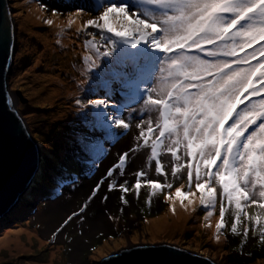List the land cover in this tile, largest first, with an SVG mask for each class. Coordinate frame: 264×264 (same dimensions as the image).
<instances>
[{
	"label": "snow or ice",
	"instance_id": "snow-or-ice-1",
	"mask_svg": "<svg viewBox=\"0 0 264 264\" xmlns=\"http://www.w3.org/2000/svg\"><path fill=\"white\" fill-rule=\"evenodd\" d=\"M96 3L98 15L85 18L84 6L80 5L68 13L66 24L56 25L58 35L75 26L77 37H92L84 42L90 55L83 57L81 75L85 79L80 84H87L93 96L101 91L103 95L86 103L76 99L78 112L90 131L102 132L111 143L129 134L134 122L139 130L134 137L137 143L119 154L107 177H114L117 169L123 176L129 154L141 148L150 150L148 164L154 161L156 175L164 177L161 183L141 169L134 173L135 183L130 187L128 180L117 185L112 179L108 191L118 188L121 202L127 203L124 194L134 191L139 196L141 188L147 186L149 197L163 194L173 212L177 199L182 207H186L184 199L189 205L198 199L206 210V220L219 200L215 242L227 239L222 231L228 223L227 212L232 216L230 232L241 237V245L249 232L264 242V0ZM40 10L42 14L51 11L57 19L62 15L43 3ZM43 23L52 26L54 21L44 18ZM90 29L99 32L93 34ZM12 51L15 54L14 47ZM116 94L121 97L119 102L113 99ZM250 97L260 98L253 102ZM154 123L159 134L150 137L143 125L153 133ZM116 129L123 131L117 134ZM106 152L100 139L77 137V161L94 168ZM166 164L170 165L173 182L168 180ZM70 175L75 187L78 177ZM185 176L188 190L182 192L185 185L181 184L172 191L175 180ZM104 182L102 178L79 211L54 229L53 241L74 217L83 219L81 213ZM66 183L63 176L57 178L55 191L59 193ZM196 192L200 193L198 198ZM102 199L107 200V196ZM251 206H256L252 215L248 211Z\"/></svg>",
	"mask_w": 264,
	"mask_h": 264
},
{
	"label": "rangeland",
	"instance_id": "rangeland-1",
	"mask_svg": "<svg viewBox=\"0 0 264 264\" xmlns=\"http://www.w3.org/2000/svg\"><path fill=\"white\" fill-rule=\"evenodd\" d=\"M41 3L49 9H56L62 15L57 19L51 15V11L42 14ZM9 5L15 24V54L7 73V82L14 92V106L24 119L30 136L39 142L42 169L38 175L43 176L45 182L53 184L57 178L63 176L68 183L59 193L49 185L38 183L29 189L31 201L17 200L12 210L0 222L5 227L0 230V264H98L104 257L120 248L138 243H171L182 247L192 245L196 251L205 252L209 254V259L220 260L222 264H264V242L260 241L258 234L253 236L249 232L246 242L241 245V237L233 236L230 232V212L226 213L228 223L222 230L227 239L222 237L221 242H215L219 200L210 217L214 220L209 218L202 221L206 210L198 204V199H193L191 205L188 204V199H184L183 204L186 207H182L177 199L173 212L169 209V202L164 201L163 194L150 198V189L147 186L141 188L139 196L134 191L124 194L127 203L121 202L118 188L108 191V183L112 179L116 180L117 185L128 180L130 187L135 183L134 173L141 169L146 170L149 177L159 179L161 183L164 177L156 175L154 161L148 164L147 154L150 150L144 148L129 154L123 176L116 171L114 177H107V170L118 163L119 154L128 151L137 143L134 137L139 134V130L135 128L134 122L129 134L120 135L117 141L111 143L103 139L102 132L90 131L78 112L76 99L80 98L86 103L88 99L103 95L101 91L98 96H93L87 90V84H80L85 79L81 75L83 57L90 55L84 48V42L92 37L87 34L77 37L75 26L58 35L60 29L56 25L66 24L68 13L75 12L76 6L80 5L84 6L87 14L85 18L98 15L96 0H9ZM44 18L53 19L54 24H44ZM90 31L93 34L99 32L98 29ZM57 40L60 41L59 44ZM69 86H72L69 90L75 92L74 94L67 89ZM47 91L53 92L51 98L50 94L47 97ZM259 98L249 99L258 102ZM113 99L119 102L121 97L116 94ZM238 107L242 109L244 105ZM258 123L259 121L257 125ZM155 127L154 123L153 133H148L147 124L143 125L145 134L150 137L158 135ZM253 127L255 125L250 126ZM122 131L116 129L117 134ZM78 136L103 141L107 152L94 168L88 165L83 170L87 164L76 160ZM139 143L142 144L143 140ZM165 171L169 182H173L170 165L166 164ZM70 174L78 177L75 187H72L73 177ZM102 178L105 182L97 196L88 202L87 208L81 213L83 219L74 217L53 241L51 233L54 229L72 212L79 211L91 194V189ZM181 184L185 185L182 192H186V176L183 180H175L172 191ZM192 190L195 191L194 183ZM199 195L196 192L197 198ZM20 196L18 199L21 200ZM104 196H107V200L102 199ZM225 204L227 205V201ZM248 211L250 215L255 214L256 206H251ZM179 212L184 215L180 216ZM157 219H161L162 226L155 233L151 225ZM173 220H178L179 223L183 220L187 228L175 224ZM209 223L211 227H206ZM240 227L242 230V225ZM8 235L9 238L21 237L25 245L9 246L8 243L13 242V239L2 241ZM109 236L113 238L107 239ZM199 241L200 244L196 245Z\"/></svg>",
	"mask_w": 264,
	"mask_h": 264
},
{
	"label": "water",
	"instance_id": "water-1",
	"mask_svg": "<svg viewBox=\"0 0 264 264\" xmlns=\"http://www.w3.org/2000/svg\"><path fill=\"white\" fill-rule=\"evenodd\" d=\"M13 47L15 24L9 0H0V218L12 210L42 166L38 144L13 108L16 100L7 82ZM120 249L114 252L118 255L111 253L98 264H217L206 255L171 243H138Z\"/></svg>",
	"mask_w": 264,
	"mask_h": 264
},
{
	"label": "bare ground",
	"instance_id": "bare-ground-1",
	"mask_svg": "<svg viewBox=\"0 0 264 264\" xmlns=\"http://www.w3.org/2000/svg\"><path fill=\"white\" fill-rule=\"evenodd\" d=\"M261 43H264V41H262ZM257 45H253V47H256ZM103 59H107V58H103ZM82 67V69H81V73L83 72V70H84V65L83 66H81ZM70 87H72V86H69V87H67V89L69 90L70 89ZM70 91V90H69ZM70 92H73V91H70ZM75 92H73V94H74ZM46 94H47V97H48V94H50L49 95V98H51V96L53 95V92L52 91H47L46 92ZM70 97H72L73 98V96H70ZM103 139H105V137L103 136ZM35 142L38 144L39 142H38V140H35ZM38 147H39V144H38ZM88 168V165H85L84 166V168H82L83 170H86ZM42 169V166H40V170ZM117 171L118 172H120V170L119 169H117ZM44 179L45 178H43V176H41V175H38V174H36V176L33 178V180L31 181V183L29 184V186H28V188H27V190H25L23 193H22V195L20 196V198H21V200L20 199H18V202L19 201H31L32 200V195H31V192L29 191V189L31 188V186H34V185H37L38 183H41V184H45V185H49L50 186V188L51 189H54L55 190V183L53 184V183H48V182H45L44 181ZM11 211V210H10ZM9 211V212H10ZM8 212V213H9ZM179 214H180V216H183L184 215V213H180L179 212ZM178 214V215H179ZM186 214V213H185ZM7 214H5V215H3L1 218H0V222L3 220V217L4 216H6ZM101 217H102V215H100ZM178 217V216H177ZM103 218V217H102ZM184 219H185V217H184ZM161 219H157L156 220V222L153 224V225H151V228H152V230L156 233V232H158V228L160 227V226H162V224H161V221H160ZM199 220H201V218H199ZM210 220H214L213 218H210ZM209 220V221H210ZM202 221H205V217L203 218V220ZM173 222L175 223V224H177V225H179V224H181V226H183V227H186L187 228V226L185 225V222L182 220V222H180L179 223V221L178 220H176V221H174L173 220ZM95 225V224H94ZM124 227V226H123ZM5 227L3 226V225H0V230H3ZM10 236L8 235V237L6 238H4L2 241L3 242H8L9 241V239H13V242H10V243H8L9 244V246H16V247H22V246H24L25 244L23 243V240L21 239V237H19V236H12L11 238H9ZM22 241V242H21ZM198 244H200V241L196 244V245H198ZM182 247V246H181ZM184 248H186V249H188L189 251H192V252H197V253H201V254H203V255H206L207 257L209 256V254H207V253H205V252H202V251H196L195 249H194V247L191 245V246H184ZM215 263H217V264H222V261H220V260H215L214 261Z\"/></svg>",
	"mask_w": 264,
	"mask_h": 264
}]
</instances>
